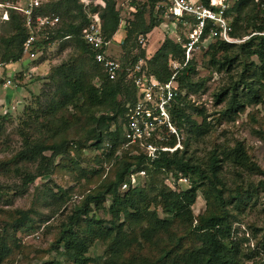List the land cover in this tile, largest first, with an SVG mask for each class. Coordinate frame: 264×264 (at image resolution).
Masks as SVG:
<instances>
[{
	"label": "trees",
	"instance_id": "1",
	"mask_svg": "<svg viewBox=\"0 0 264 264\" xmlns=\"http://www.w3.org/2000/svg\"><path fill=\"white\" fill-rule=\"evenodd\" d=\"M140 1L134 0L130 4V18L124 27L123 55L116 60L122 67L142 60L146 75L160 82L168 81L171 76L169 59L181 63L182 69L176 79L180 94L173 103L172 118L185 137L183 149L174 154H162L150 163L138 147L126 146L123 127L129 108L137 100L136 90L123 76L116 82L108 81L94 61L93 51L82 35L89 20L84 3L79 0L49 1L43 4L40 13L58 17L59 21L39 34L37 59L32 62L38 71L30 84L39 93L33 96L26 90L30 78L27 79L24 72L17 73L11 79L21 101L13 106L7 101L1 109H5V114L0 116V139L5 133V124L16 117L14 114L23 112L17 118L15 130L20 138L18 149L10 157L0 159V176L20 179L22 183L17 190L23 194L36 179H50L58 166L55 160L67 157L75 145L80 152L90 142L93 144L89 147L96 149L105 146L108 151L104 154L105 159L97 156L95 160L97 163L112 162L110 175L85 194L79 206L61 224L55 240L53 249L64 257V264H245L243 241L233 231V223L237 215L252 206L258 193L264 192V178L256 183L252 180L256 174L264 177V171L252 161L241 142L224 149L214 146L203 161L189 155L193 136L195 140L199 139L210 129L204 123L191 122L181 108L183 92L186 95L195 92L191 77L195 68L190 59L185 64L182 45L186 40H180L178 35L186 25L176 24L175 34L167 35L160 49L147 58L137 44L138 38L161 25L164 10L157 8L159 0ZM100 2L103 7L100 15L102 35L110 45L121 24L120 13L115 0ZM197 2L209 6V0ZM226 3L227 18L234 15L233 21L229 19L232 37L241 39L244 36L238 33L240 21L253 27L250 32L253 34L248 33L249 38L238 45L219 39L207 40L216 41L207 53L212 65L231 79L230 84L214 94L215 105L230 97L223 113L228 116L245 105L264 102V20L253 14L255 6L259 13L264 12V0L259 4L254 0H226ZM94 7L91 10L96 12L101 6ZM8 12L5 22L10 36L1 39L2 64L22 59V45L29 34L24 17L12 10ZM167 19L173 22L172 18ZM207 33L208 27L205 37ZM53 45H59L60 49L72 47L74 55L69 54L66 61L42 74L46 67L42 59ZM133 51L136 53L132 54ZM241 57L248 61L256 57L259 65L246 62L242 72L234 77L232 73L241 63ZM1 87L0 83V90ZM28 98H32L33 103L24 106ZM189 124L191 129L187 128ZM224 167L225 174L235 171V182L223 177ZM140 171L145 172V177L137 185L122 191L121 186L129 181V174ZM102 173L99 170L89 172L90 178H99ZM86 174L82 170L81 175L85 177ZM180 176L188 179L186 189L173 188L166 183L169 178L178 182ZM2 190L0 183V192ZM200 191L206 208L202 214L194 216L192 207ZM52 198L64 203L67 191L57 187ZM92 207L95 211H104L110 219L90 216ZM158 209L171 218H161ZM30 213L18 210L12 212L9 221L2 220L5 222L0 225V264L9 259L15 246L10 241L9 229L17 230L30 224ZM96 242L104 246L98 261L86 256L88 248ZM42 264L63 263L53 260Z\"/></svg>",
	"mask_w": 264,
	"mask_h": 264
},
{
	"label": "rangeland",
	"instance_id": "2",
	"mask_svg": "<svg viewBox=\"0 0 264 264\" xmlns=\"http://www.w3.org/2000/svg\"><path fill=\"white\" fill-rule=\"evenodd\" d=\"M49 1L56 0H45L44 3L46 4ZM132 1L134 0H115L123 28L130 18L129 8ZM81 2L87 4L86 10L88 12H93L91 9L101 3L100 0H84ZM98 8L99 10L96 12L101 15L103 7ZM259 12V8L255 6L253 14L259 20H264V12ZM229 19L233 21L234 15H230ZM258 23L260 21H257ZM247 26L246 21H240L238 24V33L244 35L240 37L241 39L246 38V36L249 37L248 33L253 31V27ZM189 28L187 25L186 28L179 30L180 40L188 38ZM6 36H10V30L7 28L6 22L0 17V48L3 47L1 39ZM215 42V40H209L206 43L199 44L190 54V60H192L195 68V73L193 72L194 74L191 76L195 92L191 91L187 95L186 92H183L184 101L182 107H180L190 118L191 122L198 125L204 123L210 130L208 134L199 139L195 140L193 136V139L190 140L189 155H194L199 161H203L208 158V154L214 146L224 149L233 147L236 142H241L252 161L264 171V102L259 105H245L241 110L237 109L239 111L235 110L228 116L223 113L230 103V97L227 98V96L220 105H215L214 94L231 83L230 77L224 71H217V68L210 61V56L207 55L209 46ZM73 50L72 47L60 49L59 45L51 46L44 55L43 61L41 60L42 64L46 65L41 73L46 74L50 69L66 61L69 54L74 55ZM115 51H118V58H120L123 52L113 48V52ZM174 61L182 66L177 60ZM240 62L232 73L234 77H237V74L242 72L243 65L246 62H253L256 66L259 65L256 57H252L249 61L245 60V57H241ZM30 92L33 96L39 93L37 90ZM5 93L9 94L11 91L3 90L2 94L5 95ZM32 103V98H28L24 106ZM22 112L23 110L19 114H14L16 117L5 124V133L0 139V159L10 157L18 149L20 138L16 135L15 130L18 125L17 118L22 115ZM4 114L5 109L0 110V116ZM187 128L191 129L192 125L189 124ZM4 138L7 139L2 142ZM90 144L93 143H88L82 152L75 145L69 150L67 157L57 158L55 165L58 166L50 179H36L23 194H20L19 190H17L22 183L20 179L0 176V183L3 186V190L0 192V225L3 226L5 221L10 220L11 215H13L12 212L18 210L30 211V224H32L17 230L9 229L10 241L15 246L12 255L3 264H42L53 260L64 264V257L53 249L61 224L67 221V217L71 215L75 207L79 206L85 194L96 187L107 175L109 176L112 171V162L97 163L95 160L97 156L105 159L104 154L108 153L105 146L104 148L96 149L89 147ZM75 163H77V166ZM75 167L77 168L72 170ZM30 169L34 170V167L30 166ZM82 170L87 173L85 177L81 175ZM91 170H99L103 171V173L99 178H90L89 172ZM225 170L226 167L223 169V177L227 181L235 182V171L232 170L231 174H225ZM262 178L264 177L256 174L252 180L256 183ZM142 179L139 177V181ZM166 183L168 186L176 187L180 190L186 189L188 184H179L172 178H169ZM57 187L67 191V198H65L64 203L59 201V199L52 198V192L56 193ZM251 205L245 213L237 215V220L233 223V231L243 241L241 246L246 256L243 259L244 263L264 264V192H259L257 197L251 202ZM205 208V201L200 191L192 207V212L194 216H197L202 214ZM157 211L161 218H171L164 215L161 209ZM90 216H94L96 219H110L104 211H95L93 207ZM103 252L104 246L96 242L88 248L86 256L98 261ZM91 264L95 263L92 262Z\"/></svg>",
	"mask_w": 264,
	"mask_h": 264
},
{
	"label": "built area",
	"instance_id": "3",
	"mask_svg": "<svg viewBox=\"0 0 264 264\" xmlns=\"http://www.w3.org/2000/svg\"><path fill=\"white\" fill-rule=\"evenodd\" d=\"M44 1L0 0L2 20H8L9 10L24 17L29 34L22 45V59L29 62L37 59L41 30L52 27L59 21L58 17L40 13ZM260 1L254 0L257 4ZM84 7L87 8V4ZM157 8L163 9V17L172 18L174 24L190 27L188 38L182 45L185 49V64L198 45L206 43L208 39H219L227 44H239L249 38L232 37L230 21L225 13L228 8L226 0H209L208 7L191 0H159ZM88 19V24L83 29L82 35L86 44L93 51L94 61L102 68L108 81L116 82L123 76L126 81L132 84L137 93V100L129 108L123 127L126 146L138 147L144 152L150 163L156 161L162 154H174L181 151L184 137L173 121L172 108L180 94L176 79L182 66L169 59L168 67L171 76L166 82H160L153 76H147L143 70L142 60H138L131 66L122 67L117 60L108 55L109 42L102 35L99 13L88 12ZM207 27L208 33L205 37ZM145 43V36H139L138 46L142 49ZM5 66L6 64L0 63V68ZM4 86H11V80H6ZM139 177L144 178L145 172L130 173L129 181L122 184L121 190L125 191L129 187L137 185ZM178 183L186 184L188 179L180 176Z\"/></svg>",
	"mask_w": 264,
	"mask_h": 264
},
{
	"label": "crops",
	"instance_id": "4",
	"mask_svg": "<svg viewBox=\"0 0 264 264\" xmlns=\"http://www.w3.org/2000/svg\"><path fill=\"white\" fill-rule=\"evenodd\" d=\"M83 1V0H82ZM193 2H196L197 0H191ZM100 6H102V3H100ZM163 22L161 25L155 29H153L149 34L145 36L146 43L144 48H142L147 56V58H151L162 46L163 41L165 37L173 36L175 34L176 30V24L174 22H169L167 18H163ZM126 37V32L123 28V25L120 24L119 29L116 31L114 36L112 37L111 43L108 48V55L113 59H119V53L118 51L113 52V48L116 50H122V43L123 40ZM112 49V50H111ZM136 52H132V54H135ZM123 55V54H122ZM121 57V56H120ZM44 67V65H43ZM38 71L37 66L29 62L27 60L21 59L19 62L6 64L5 67L0 68V83L1 88L4 91H11V93L2 94V90H0V110L6 106V102H10L13 106L15 102L21 101V96L17 93H15L14 89L16 87V84L12 82L13 76L17 73L24 72L27 76V79H29L28 84L26 86V90L33 91V86L30 85L32 82L33 75ZM3 75V76H2ZM11 80V86H4V83L6 80ZM18 91V90H17ZM22 96H24L22 94Z\"/></svg>",
	"mask_w": 264,
	"mask_h": 264
}]
</instances>
